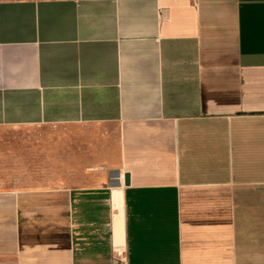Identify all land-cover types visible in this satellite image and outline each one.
I'll return each mask as SVG.
<instances>
[{"label":"crops","instance_id":"1","mask_svg":"<svg viewBox=\"0 0 264 264\" xmlns=\"http://www.w3.org/2000/svg\"><path fill=\"white\" fill-rule=\"evenodd\" d=\"M6 128L0 264H264V0H0Z\"/></svg>","mask_w":264,"mask_h":264},{"label":"rangeland","instance_id":"2","mask_svg":"<svg viewBox=\"0 0 264 264\" xmlns=\"http://www.w3.org/2000/svg\"><path fill=\"white\" fill-rule=\"evenodd\" d=\"M65 134L56 128H22L0 130V180L9 173L13 184H19V168L26 159L28 182L47 181L53 168L51 155L59 157V171L65 167ZM63 171V170H62ZM53 172V171H52ZM65 172V169H64ZM62 177V176H61ZM7 180V179H6Z\"/></svg>","mask_w":264,"mask_h":264},{"label":"water","instance_id":"3","mask_svg":"<svg viewBox=\"0 0 264 264\" xmlns=\"http://www.w3.org/2000/svg\"><path fill=\"white\" fill-rule=\"evenodd\" d=\"M128 179H129V178L127 177V178H126V183H127V184H128Z\"/></svg>","mask_w":264,"mask_h":264}]
</instances>
